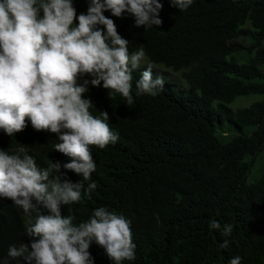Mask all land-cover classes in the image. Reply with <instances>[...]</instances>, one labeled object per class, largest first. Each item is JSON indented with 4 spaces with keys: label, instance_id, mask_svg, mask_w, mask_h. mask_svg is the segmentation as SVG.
Masks as SVG:
<instances>
[{
    "label": "trees",
    "instance_id": "obj_1",
    "mask_svg": "<svg viewBox=\"0 0 264 264\" xmlns=\"http://www.w3.org/2000/svg\"><path fill=\"white\" fill-rule=\"evenodd\" d=\"M263 152L264 0H0V264H264Z\"/></svg>",
    "mask_w": 264,
    "mask_h": 264
},
{
    "label": "rangeland",
    "instance_id": "obj_2",
    "mask_svg": "<svg viewBox=\"0 0 264 264\" xmlns=\"http://www.w3.org/2000/svg\"><path fill=\"white\" fill-rule=\"evenodd\" d=\"M125 63L129 65H134L136 67L143 68L144 71H147L151 74H155L158 76L160 79L166 80L172 85H174L176 88L182 90V91H187V83L183 76L181 75L182 72H175L172 69H169L163 65H158V64H152L148 61V59L145 57L143 53L137 54L132 56L131 58H125L123 59ZM261 97L259 96H246V97H241L239 98L233 105L232 107L235 109L247 107L251 105L253 102L260 100ZM255 127H248L240 130L239 128L235 127L233 129L231 134H250ZM264 167V152L256 158L255 164L251 168V172L248 176V183H252L256 181L261 174V170Z\"/></svg>",
    "mask_w": 264,
    "mask_h": 264
}]
</instances>
